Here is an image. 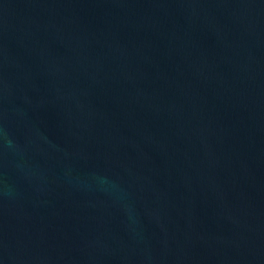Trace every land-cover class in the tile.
Instances as JSON below:
<instances>
[{"label": "water", "instance_id": "1", "mask_svg": "<svg viewBox=\"0 0 264 264\" xmlns=\"http://www.w3.org/2000/svg\"><path fill=\"white\" fill-rule=\"evenodd\" d=\"M0 264H264V0H0Z\"/></svg>", "mask_w": 264, "mask_h": 264}]
</instances>
